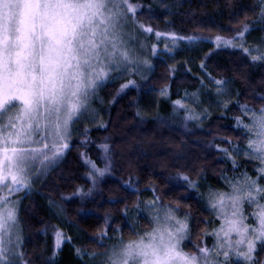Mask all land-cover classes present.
<instances>
[{
	"label": "snow or ice",
	"instance_id": "1",
	"mask_svg": "<svg viewBox=\"0 0 264 264\" xmlns=\"http://www.w3.org/2000/svg\"><path fill=\"white\" fill-rule=\"evenodd\" d=\"M252 11L257 18L251 23H243L230 36L209 38L154 29L142 22L153 19L152 5L137 0H0V264H31L23 251L19 193L31 192L63 159L75 125L89 118L94 122L92 105L100 88L126 76L143 77L141 66L150 67L142 55L148 38L154 34L159 40L167 35L173 45L180 40L197 43L211 39L217 49L230 48L241 61L264 66V0H256ZM244 15L247 20V12ZM254 31L262 35L249 44L247 37ZM156 49L152 44V55ZM201 69H205L203 63ZM206 76L207 83L201 79L196 92L186 91L184 98L172 102L174 115L183 110L185 121H200L208 111H196L203 104L205 89L215 94L217 107L227 108L232 103L228 96L231 81L211 73ZM130 85L135 81L128 79L118 93ZM159 94L168 96V88ZM261 101L258 108L237 102L234 120L244 133L243 147L227 139V146H216L231 160L234 172L242 167L239 158L257 164L253 174L245 170L231 179L222 177L226 190L209 186L201 193L211 217L197 221V225H205L196 233L201 243L185 250V241H191L194 233L189 224L191 213L180 218L181 200L164 203L152 187L150 200L137 199L133 204L137 215L148 213L150 230L130 229L129 239L122 232L110 236L105 217L93 241L97 251L73 248L79 264H264V97ZM97 147L103 168L81 154L93 188L112 166L109 145ZM179 179L187 189L199 192V179L182 172ZM126 188H133L131 181ZM75 191L81 196L92 194V188L85 192L77 187ZM49 203L59 207L52 200ZM62 212L60 208L57 214ZM123 215H129L127 205ZM53 231L55 255L72 238L59 228ZM209 236L211 247L207 245Z\"/></svg>",
	"mask_w": 264,
	"mask_h": 264
},
{
	"label": "trees",
	"instance_id": "2",
	"mask_svg": "<svg viewBox=\"0 0 264 264\" xmlns=\"http://www.w3.org/2000/svg\"><path fill=\"white\" fill-rule=\"evenodd\" d=\"M137 2L151 4L153 8V19L142 22L150 23L162 33L179 36H230L243 23H251L257 18L256 12L252 11L256 0ZM152 63L153 71L148 77L137 79V86L126 92L117 91L121 81L102 87L104 106L98 118L106 127L94 126L97 119L93 123L75 125L70 147L61 163L23 197L19 218L24 229L23 251L31 264H79L73 256V248L97 251L93 241L104 226L105 217L109 221L110 236L122 232L125 239H129V231L134 227L123 215V209L127 205L132 212L140 194L147 193L152 187L164 203L180 199L179 214L191 213L189 221L194 233L191 241H185V250H188L194 243L202 242L196 233L205 225H197V221L211 219L201 193L209 186L223 190L224 176L233 177L245 170L254 173L257 163L244 158H239L237 163L242 167L234 172L232 163L217 152L216 146H227L226 139L244 145L241 139L244 133L236 127L234 120L238 115L237 102L249 107L260 106L261 97H264V66H252L250 62L241 61L232 49H217L208 41L183 42L172 53H161L153 58ZM206 73L231 81L228 96L232 103L216 110L208 106L211 111H207L200 121H185L183 110L174 115L172 102L182 99L186 91L196 92L201 79L207 83ZM164 87L169 90L166 97L159 94ZM197 112H203V109ZM101 143L110 147L112 166L93 188L81 154H86L103 168L102 152L97 147ZM181 172L194 180L199 179L202 191L187 189L179 179ZM129 181L133 188H126ZM77 187L85 192L92 188V194L78 195ZM50 200L59 207L50 205ZM60 208L63 212L58 215ZM132 215L137 214L132 212L130 216L135 225ZM136 218L142 231L149 229L146 216L140 214ZM54 222H62L61 226L76 231L71 243H65L55 255ZM207 245H212L209 237Z\"/></svg>",
	"mask_w": 264,
	"mask_h": 264
},
{
	"label": "rangeland",
	"instance_id": "3",
	"mask_svg": "<svg viewBox=\"0 0 264 264\" xmlns=\"http://www.w3.org/2000/svg\"><path fill=\"white\" fill-rule=\"evenodd\" d=\"M261 33L259 32V31H254V32H252V34L251 35H249L248 37H247V40H248V43L249 44H254V43H256V42H258L259 40H260V37H261ZM168 42V44H167V48H166V46H165V42ZM208 42H210V43H212L211 42V39H209V40H207ZM183 42H188L187 40H180L178 43H176L175 45H173V43L171 42V38L169 37V36H167V35H165V36H162L159 40H157L156 39V37H155V35L153 34V35H151L149 38H148V40H147V46H146V48L144 49V51H143V53H142V55H143V57L144 58H146V59H148V62H149V65H150V67H146V66H141V71L143 72V77H141L140 75H131V76H126L125 78H123V79H121V80H119V81H121V84H123V83H126L127 82V80L128 79H132V80H134L135 81V85L134 86H132V85H130L128 88H126V89H124L122 92H120V93H123V92H126L130 87H136L137 86V79L138 80H145L147 77H148V75L153 71V63H152V59L153 58H155L156 56H158V55H160L161 53H172V51L177 47V46H179L181 43H183ZM152 44H156L157 45V49H156V55H152L151 54V46H152ZM213 44V43H212ZM214 45V44H213ZM215 46V45H214ZM101 89L102 88H100L99 90H98V92H97V97L94 99V102H93V105H92V107H93V109L95 110V112H94V116H95V120L97 119V122L94 124V126H99L100 124H101V121H100V118H98V116H100V113H102V111H103V106H104V100H103V98H102V95H101ZM184 98V97H183ZM201 99L203 100V104L201 105V106H198L197 108H196V111H199V110H202V109H205V108H207L208 109V111H211V109L210 108H212V109H214V110H216L217 109V106H216V104H215V100H216V97H215V94L214 93H210L208 90H205V91H203V93H202V95H201ZM210 108H209V107ZM206 117V114H203L202 116H201V119H203V118H205ZM82 122H85V123H93V121H92V119L91 118H89V119H86V120H84V121H82ZM72 137H73V130H72V136H71V138H70V140H69V144L71 143V140H72ZM241 147H243V145L241 146ZM216 150H217V148H216ZM67 151H68V149L66 150V153H67ZM218 152V151H217ZM66 153H65V155H66ZM220 153V152H219ZM65 155H64V157H65ZM221 155H222V157H224V155H223V153H221ZM63 157V158H64ZM225 158V157H224ZM226 159V158H225ZM63 160V159H62ZM62 160H60V162L58 163V164H56V165H53V167H52V169H50L49 170V172L51 171V170H53L55 167H57L60 163H61V161ZM239 160V159H238ZM237 160V161H238ZM93 161V160H92ZM230 163H232L231 162V160H228ZM256 162V161H255ZM104 163V162H103ZM257 163V162H256ZM49 172H48V174H49ZM47 174V175H48ZM46 175V176H47ZM46 176H44V177H42L40 180H39V182L38 183H35L34 185H33V187H32V190H31V192L34 190V188L38 185V184H40L44 179H45V177ZM236 176H238V175H236ZM224 177H227V178H229V179H231V178H233V177H228V176H224ZM98 179H100V178H98ZM98 179H97V181H98ZM223 185H224V189L223 190H226L227 189V185H226V183H225V180L223 179ZM151 189L152 188H149V190H148V192L147 193H145V194H140V201L141 202H145V201H148V200H150L151 199V197H152V191H151ZM208 189V188H207ZM207 189H205V190H207ZM200 190L202 191V189H201V187H200V189H199V192H200ZM206 192V191H205ZM30 192H28V191H24V192H21V193H19V199L21 200V204H20V208H21V205H22V199H23V197L25 196V195H27V194H29ZM142 196H143V198H142ZM202 200V199H201ZM203 201V203L205 204V202H204V200H202ZM205 206V205H204ZM132 212H135L136 213V211L135 210H133ZM132 212H131V210H129V215H128V219H129V221H130V223L132 224V226L137 230V232H141V233H143V232H145V231H148V230H150V227H149V229H147V230H145V231H142L140 228H139V226H138V222H137V218H136V216H138V215H132V218H133V220H134V223H135V225L133 224V222L130 220V216H131V214H132ZM19 213H20V211H19ZM131 213V214H130ZM144 215V216H146L147 218H148V220H149V222H150V226H151V221H150V217H149V215H148V213L146 212V211H144V212H140L139 213V215ZM178 216L180 217V218H183V215H181V214H179V212H178ZM20 219V218H19ZM62 223V222H61ZM61 223L59 224V223H53V225H54V227L55 228H59V229H61L62 231H63V233H64V235L65 236H70L71 238H72V234H74L76 231H75V229H73L72 227H63V226H61ZM189 224H190V221H189ZM20 226H21V228H22V244H23V242H24V229H23V225H22V223H21V221H20ZM68 228V229H67ZM66 230H68V233H66L67 231ZM52 236H53V239H54V233L52 234ZM209 238H211L210 236H209ZM212 239V238H211ZM54 243H55V240H54ZM65 243H68V241H65L63 244H62V246H61V249H62V247L64 246V244ZM211 247V246H210ZM60 249V250H61ZM59 250V251H60ZM58 251V252H59ZM57 253V252H56ZM74 254V253H73ZM74 257H75V255H73ZM62 263V262H61ZM68 264H71V263H68Z\"/></svg>",
	"mask_w": 264,
	"mask_h": 264
}]
</instances>
